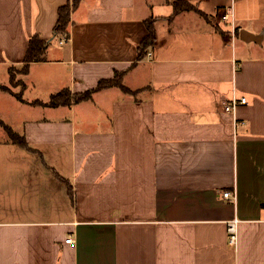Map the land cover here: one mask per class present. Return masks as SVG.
Instances as JSON below:
<instances>
[{"label": "crops", "instance_id": "obj_1", "mask_svg": "<svg viewBox=\"0 0 264 264\" xmlns=\"http://www.w3.org/2000/svg\"><path fill=\"white\" fill-rule=\"evenodd\" d=\"M68 1L0 0V86L11 87L33 34L50 40L22 74L23 99L0 87V118L27 141L0 123V264H264V39L239 35L264 30V0L211 12L194 2L208 18L154 14L175 0H82L68 41L55 43ZM217 9L232 15L218 19ZM151 16L156 41L137 60ZM116 71L142 90L34 103ZM240 96L247 103L226 111Z\"/></svg>", "mask_w": 264, "mask_h": 264}, {"label": "trees", "instance_id": "obj_2", "mask_svg": "<svg viewBox=\"0 0 264 264\" xmlns=\"http://www.w3.org/2000/svg\"><path fill=\"white\" fill-rule=\"evenodd\" d=\"M81 2L82 0H70L66 4L61 5L59 7L58 19L54 27L55 36L69 37L70 33L68 26L71 20V13L81 4ZM183 10H195L201 13L202 15H204L206 18H208V16L203 11H201L197 7V5L190 2L189 0H175L174 11L168 18L174 17V15H176L177 13ZM156 20L157 17H153V16L145 20L148 33L139 43L137 60L143 59L147 55L149 49L154 45L156 41V27H155ZM236 32H238V29H236ZM49 43L50 40L41 38L40 35L37 33L33 34L29 38L27 51L24 57V63L21 65L22 74L23 73L26 74L28 72L29 65L32 62L41 61L45 59V54ZM16 68H17L16 66L10 67V83H14V71ZM123 76H124V72L116 71L115 75L112 78L102 79L98 82L97 86L90 88L86 91L72 92L70 88H64L58 92L53 93L47 101L35 100L34 103L53 106V107L60 105H71L72 103H78L84 100H89L93 97V94L96 91L112 86H116L120 88L123 92L128 94H137L142 90V88L132 89L128 87L123 82ZM22 86H24L23 80H22ZM0 87L3 88L4 90H8L12 92L13 94H15L17 98L23 99L22 90L15 92L11 89L10 86L1 85ZM0 123L5 127L11 140L23 146H27V141L25 140L23 134L15 131L10 125L5 123L1 118H0Z\"/></svg>", "mask_w": 264, "mask_h": 264}, {"label": "built area", "instance_id": "obj_3", "mask_svg": "<svg viewBox=\"0 0 264 264\" xmlns=\"http://www.w3.org/2000/svg\"><path fill=\"white\" fill-rule=\"evenodd\" d=\"M232 15L229 11H223L220 9H217V18L221 19L223 21H226L229 19V17ZM69 37L62 36L60 38L61 43H65L68 41ZM247 103V97L246 96H240V97H234L230 99L229 101L225 102V110L226 111H232L234 110L238 105ZM223 196L226 199H235L236 195L233 191L227 190L223 192ZM240 220L237 217H233L232 219H229L226 223L227 227V233H228V241L232 245H236L238 242V224ZM75 237L71 235L66 239V242L74 243Z\"/></svg>", "mask_w": 264, "mask_h": 264}, {"label": "rangeland", "instance_id": "obj_4", "mask_svg": "<svg viewBox=\"0 0 264 264\" xmlns=\"http://www.w3.org/2000/svg\"><path fill=\"white\" fill-rule=\"evenodd\" d=\"M190 2L194 3L198 0H195V1H192V0H189ZM201 3H200V6L202 8H204L205 10L207 11H214L213 9V5L216 4V3H219V4H225V5H228V1L229 0H199ZM227 1V2H226ZM155 9H153V12L154 14H170L174 11V3H167V2H164L163 4L161 5H157L154 7ZM60 38H56L54 40L55 43H58V40ZM17 68L15 69L14 71V83H11V88L14 87L16 91H21L22 89V69H21V66H16ZM32 94V93H31ZM31 94H28L29 96H31Z\"/></svg>", "mask_w": 264, "mask_h": 264}, {"label": "water", "instance_id": "obj_5", "mask_svg": "<svg viewBox=\"0 0 264 264\" xmlns=\"http://www.w3.org/2000/svg\"><path fill=\"white\" fill-rule=\"evenodd\" d=\"M239 35H240V38L244 41H247V42L255 41L257 43H262L264 39V30H262L258 34H253L250 31L242 28L239 30Z\"/></svg>", "mask_w": 264, "mask_h": 264}]
</instances>
